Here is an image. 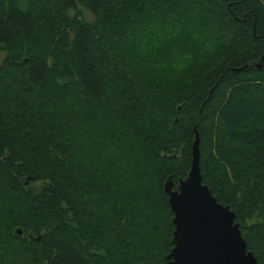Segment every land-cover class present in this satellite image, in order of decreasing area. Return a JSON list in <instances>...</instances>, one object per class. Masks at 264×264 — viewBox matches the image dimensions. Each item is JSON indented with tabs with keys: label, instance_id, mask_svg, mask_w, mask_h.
<instances>
[{
	"label": "trees",
	"instance_id": "16d2710c",
	"mask_svg": "<svg viewBox=\"0 0 264 264\" xmlns=\"http://www.w3.org/2000/svg\"><path fill=\"white\" fill-rule=\"evenodd\" d=\"M0 54V264H168L194 129L264 264V0H0Z\"/></svg>",
	"mask_w": 264,
	"mask_h": 264
},
{
	"label": "water",
	"instance_id": "95a60500",
	"mask_svg": "<svg viewBox=\"0 0 264 264\" xmlns=\"http://www.w3.org/2000/svg\"><path fill=\"white\" fill-rule=\"evenodd\" d=\"M264 55L258 62L248 63L233 72L262 69ZM199 139L194 129L190 169L176 189L168 179L164 192L173 214V249L168 264H259L247 249L235 214L218 203L201 181ZM15 235L21 236L17 228ZM39 239V238H37Z\"/></svg>",
	"mask_w": 264,
	"mask_h": 264
},
{
	"label": "rangeland",
	"instance_id": "374dc122",
	"mask_svg": "<svg viewBox=\"0 0 264 264\" xmlns=\"http://www.w3.org/2000/svg\"><path fill=\"white\" fill-rule=\"evenodd\" d=\"M1 59H2V55L0 54V61H1Z\"/></svg>",
	"mask_w": 264,
	"mask_h": 264
}]
</instances>
